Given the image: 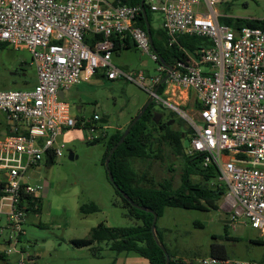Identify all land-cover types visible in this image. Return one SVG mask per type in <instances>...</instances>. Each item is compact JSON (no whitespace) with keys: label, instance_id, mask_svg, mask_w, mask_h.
Segmentation results:
<instances>
[{"label":"built area","instance_id":"2783aa9c","mask_svg":"<svg viewBox=\"0 0 264 264\" xmlns=\"http://www.w3.org/2000/svg\"><path fill=\"white\" fill-rule=\"evenodd\" d=\"M224 1L144 0V4L161 14L169 46L183 35L210 42L196 57L188 54V59L172 66L163 96L180 98L189 90L196 94L195 109L189 113L174 100L167 103L191 129L188 152L204 154L203 165L217 167V184L226 188L221 205L229 226L234 230L238 219H247L264 242V28L236 29L220 23L224 15L215 6ZM140 10V5L116 0H0V42L26 50L36 74L31 89L0 90V113L10 130L0 136V242L4 255H17L11 264H32L34 258L31 251L18 247L27 212L40 192L29 183L27 173L43 159L61 155L64 145L58 136L84 125L71 115L65 91L101 71L110 80L135 78L151 93L168 70L157 61L146 31L136 25ZM113 38H130L158 64L157 74L147 78L139 72L132 77L114 66ZM161 98L154 95L156 104ZM100 129L87 139L106 137L105 126ZM219 262L227 263L214 256L201 260Z\"/></svg>","mask_w":264,"mask_h":264},{"label":"rangeland","instance_id":"374dc122","mask_svg":"<svg viewBox=\"0 0 264 264\" xmlns=\"http://www.w3.org/2000/svg\"><path fill=\"white\" fill-rule=\"evenodd\" d=\"M215 8L224 16L264 18V0H225ZM161 21L160 13L151 12L152 26L160 25ZM111 62L132 77L139 72L149 76L157 74L158 64L134 46L113 49ZM101 73L85 83L71 85L65 92L64 99L71 104V115L83 120L84 127L71 128L58 136L57 141L64 145V149L61 155L53 158L48 169L45 170L42 160L27 173L29 183L38 186L40 192L35 196L33 208L27 212L25 231L18 247L22 244L35 249L42 247L41 254L35 257L38 258L36 264H149L134 252L116 253L107 242L93 244L95 251L70 243L73 238L87 236L89 230L100 223L127 226L138 222L133 213L129 214V209L122 205L108 179L102 163L105 141L87 138L95 137L104 126L109 133L114 126L133 118L148 99L149 92L138 85L135 78L110 80ZM34 79L29 53L0 42V90L31 89ZM161 99V104H155L154 109L166 113L171 111L167 104H173L170 94ZM178 108L187 113L195 109L191 103L178 105ZM94 114L98 115L96 121L93 120ZM100 119L107 122L101 123ZM178 122L180 125L171 124V127L185 131L186 123L179 119ZM4 124L3 114L0 113V136L5 134ZM69 152L73 153L72 159L68 158ZM132 164L140 172L146 170L154 181L170 180L173 188L179 184L182 163L165 145L160 146L158 157L143 161L134 158ZM44 182L46 190L43 196ZM84 203H94L98 210L82 215L79 206ZM221 203L222 199L218 198V208L207 211L164 208L156 226L172 253L174 264H201L203 258L213 255L211 246L214 243L225 247L227 261L216 264H264V242L255 241L263 240L260 230L252 228L244 218L236 221L233 230ZM15 256L11 255L9 259Z\"/></svg>","mask_w":264,"mask_h":264},{"label":"trees","instance_id":"16d2710c","mask_svg":"<svg viewBox=\"0 0 264 264\" xmlns=\"http://www.w3.org/2000/svg\"><path fill=\"white\" fill-rule=\"evenodd\" d=\"M116 1L129 6L140 5V0ZM144 8L149 23L153 48L158 56L157 61L161 58L165 65L174 66L177 61L188 59V54L196 57L197 52L201 48L210 45V42L205 37L183 35L178 38L177 44L169 46L161 24L157 26L151 25L152 11L149 9L147 3L144 4ZM219 22L236 29L242 26L264 28V18L252 19L222 16L219 18ZM136 25L145 30V20L141 10L136 17ZM95 38L98 39L100 37L95 36ZM113 41L114 49L121 47L128 48L131 46L136 47L130 38L121 40L113 38ZM87 42H90V40H87ZM165 73L166 71L161 73V78ZM144 76L147 78L150 77L146 73H144ZM165 85V82L160 84L156 92L163 99ZM155 104L156 102L153 100L148 105L141 117L130 128L123 142L114 150L108 164L114 183L118 187H114L116 195L120 197L122 205L129 209V214L133 213V217L138 222L127 226H106L100 223L96 227H92L87 236L71 239L70 243L75 247H88L91 251H95L93 244L107 242L109 248L116 253L134 252L149 264H165L164 252L156 243L151 232L153 215L148 211L133 207L122 196L120 190L126 193L135 204L152 209L157 214V219L162 216L164 208L169 206L184 209L197 208L205 211L218 208L217 199L221 198L226 188L224 185L218 186L217 184V167L212 164L204 166L202 163L204 154H190L188 148L185 149L181 133H184L185 138L190 139V128L187 127L183 131L182 129L167 126L164 122L162 124H156L153 121L152 117ZM170 114L176 116L173 111ZM178 119L182 122V119ZM131 120L132 117L123 127L114 128L111 132L107 133L106 137L96 139H103L105 141V151L102 156L103 164L109 149L119 140ZM4 127L5 133H10L7 123L4 124ZM154 145H157L156 149H153ZM163 145L168 147L172 155L180 158L182 163L179 184L175 188L171 186L170 180H163L162 182L154 181L153 178L148 176L149 173L146 170L140 172L132 164L134 158L143 161L153 156L158 157L160 146L162 147ZM79 210L82 215H87L96 212L98 207L94 203H84L79 206ZM155 232L158 242L165 248L170 257L169 264H174V260L171 258L172 253L164 244L156 223ZM255 241L263 242V240ZM211 251L213 253L212 256L225 260L226 252L222 244H212ZM0 261L8 263L3 253H0Z\"/></svg>","mask_w":264,"mask_h":264},{"label":"water","instance_id":"95a60500","mask_svg":"<svg viewBox=\"0 0 264 264\" xmlns=\"http://www.w3.org/2000/svg\"><path fill=\"white\" fill-rule=\"evenodd\" d=\"M140 8H141V13H142V16L145 20V31L147 33V36H148V39H149V43H150V46L152 48V50L154 51V48H153V44H152V39H151V34H150V29H149V23L147 21V17H146V12H145V8H144V0H140ZM155 52V51H154ZM159 63H161L162 65H165L164 64V61L159 58ZM167 71L165 73V75L159 80V82L153 87L152 89V92L149 93V97L148 99L146 100V102L141 106L140 110L137 112V114L132 118V120L129 122L128 126L124 129L121 137L119 138V140L109 149L108 151V154L106 155L105 159H104V167L106 169V172H107V176H108V179L109 181L113 184L114 187L118 188L117 185L114 183V179H113V176H112V173L109 169V160H110V157L112 155V153L114 152V150L118 147L119 144H121L124 140V137L128 134L130 128L135 124V122L141 117V115L143 114V112L146 110V108L148 107V105L154 100V95L156 94L157 92V89L159 87L160 84L164 83L165 80L167 79L168 75H169V72L172 70V66H167ZM146 84L149 86L150 85V82L149 80H147ZM59 97L60 98H63V92H59ZM157 118L155 119V121L157 122ZM99 122L101 123H106L107 120L106 119H100ZM170 121H167L166 122V125H170ZM181 137L183 138V146L186 148L188 147V144H189V139L188 138H185L184 137V133H181ZM68 158L69 159H72L73 158V153L72 152H69L68 154ZM51 159L48 157L47 158V163L50 164L51 163ZM45 186H46V182H44V189L43 191H45ZM120 193L122 194V196H124L129 202L130 204L135 207V208H138L140 210H143V211H148L150 212L152 215H153V218H152V222H151V232H152V236L153 238L155 239L156 243L160 246V248L163 250L164 252V255H165V264H169V261H170V257L168 255V253L166 252L165 248L158 242L157 240V237H156V232H155V223H156V219H157V214L152 210V209H149L147 207H144V206H139L137 204H135L127 195L126 193H124L123 191L120 190Z\"/></svg>","mask_w":264,"mask_h":264},{"label":"crops","instance_id":"0c3cea01","mask_svg":"<svg viewBox=\"0 0 264 264\" xmlns=\"http://www.w3.org/2000/svg\"><path fill=\"white\" fill-rule=\"evenodd\" d=\"M34 74H35V71H34ZM34 84L36 83V74H35V79H34ZM85 83V82H84ZM66 92V91H65ZM65 95V94H64ZM65 97V96H64ZM178 105H180V106H186L187 104H189V103H191L192 104V107L194 108L195 106H196V103H197V99H196V94L192 91V90H189V91H187V92H183V94L181 95V97L179 98V97H175V96H172L171 97ZM80 108V106H78V108L77 109H79ZM192 108V109H193ZM190 111H192V110H190ZM3 118H4V120H5V123H7V121H6V119H5V116L3 115ZM129 121V120H128ZM128 121H125V123H122L121 125H117V126H114L113 127V129L114 128H121V127H123ZM44 194H45V191H43V196H44ZM91 214V213H90ZM88 215V214H87ZM86 215V216H87ZM25 222H26V220H25ZM25 222H24V224H25ZM23 229H24V225H23ZM25 231V230H24ZM22 246V248L23 249H25V250H27V249H29V251H31L33 254H34V258H33V263L32 264H36L37 263V260H38V258L37 259H35V257H38V254H41V252L43 251V249H42V247H37L36 249L35 248H31L30 247V245H27V244H22L21 245ZM4 248H5V246L3 245V244H1V242H0V253H3V250H4ZM4 255V254H3ZM11 255H16V254H14V253H11V254H9V255H5V257H6V259L8 260V263H5L4 261H0V264H11L13 261H14V259L16 258V256L14 257V259H9V256H11ZM172 258V257H171ZM35 259V260H34ZM35 261V262H34Z\"/></svg>","mask_w":264,"mask_h":264},{"label":"flooded vegetation","instance_id":"af4514ba","mask_svg":"<svg viewBox=\"0 0 264 264\" xmlns=\"http://www.w3.org/2000/svg\"><path fill=\"white\" fill-rule=\"evenodd\" d=\"M171 111L166 113V112H163L161 110H155L154 109L152 119H153V121L156 124H162L163 122L166 123L167 121L171 122L170 125H168V126H171V124H177V123L179 124L177 117L176 116H172L170 114ZM156 118L158 119L157 122L155 121ZM43 161L45 163V170H46V169H48L51 166L52 161H51L50 164H48L47 161H45V159H43Z\"/></svg>","mask_w":264,"mask_h":264}]
</instances>
